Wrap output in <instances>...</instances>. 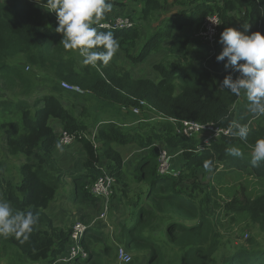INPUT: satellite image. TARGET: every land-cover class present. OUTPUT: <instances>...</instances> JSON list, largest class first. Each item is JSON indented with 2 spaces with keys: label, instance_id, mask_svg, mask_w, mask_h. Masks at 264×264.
Instances as JSON below:
<instances>
[{
  "label": "trees",
  "instance_id": "trees-1",
  "mask_svg": "<svg viewBox=\"0 0 264 264\" xmlns=\"http://www.w3.org/2000/svg\"><path fill=\"white\" fill-rule=\"evenodd\" d=\"M113 3L112 12L106 13L103 22L113 24V13L117 11L116 16L129 18L133 26L119 29L99 23L94 27L98 32H112L119 48L133 64L161 53V59L153 67L155 78L135 79L113 59L107 66L100 62L98 67L85 65L78 50H66L61 43L63 36L55 31L58 26L55 13L41 8L35 0L10 4L0 0V131L5 134L11 154L26 156L18 182L13 174L6 175L4 170L2 174L0 160V188L16 213L32 212L35 218L27 240L14 235L0 236V240L10 242L32 264H54L67 253L77 222L57 225L48 213L65 182L64 177L73 178L75 200L80 198L83 205L102 200L89 188L105 172L124 185L126 194L130 182L124 180L126 168L121 147L133 145L150 147L149 151L138 153L141 159L134 173V178L140 184L147 183L148 188L137 192L128 220L119 225L115 237L106 231V224L89 229L81 241L87 257H75L69 264H114L117 240L136 252L129 264H137L142 258L145 261L141 264H264V246L253 235L249 236L247 247L237 246L229 256L216 246L211 247L210 260L203 259L209 253L206 245L209 235H220L217 228L225 224L216 216L218 210H223L235 223L247 220L242 227H253L254 233L264 237V162L259 167L251 165L254 145L264 139V115L258 124H253L256 113L250 109L247 92L240 89L236 95L223 85L226 77L231 76L235 81L241 78V73L235 66L225 67L227 58L217 60L223 51L221 43L219 48H214L213 43H204L197 36L208 16L218 15L222 26L223 22L237 21L243 10L247 15L240 18L236 27L243 29L248 25L246 34L264 33V0H113ZM123 7L132 10L127 14L119 12ZM174 7L176 16L161 17L162 13L173 12ZM160 17L164 21L154 28ZM142 28L149 31L143 44L139 42ZM176 31H181L183 36H176ZM197 42L210 45L216 54L197 57V61L189 59L196 58L192 44ZM135 47L140 50L132 54L130 50ZM95 50L104 51L102 47ZM42 71L50 90L43 97H36ZM64 82L81 90L70 91L67 100L84 99L86 102L81 106L85 117L89 115L85 108L89 102H100L109 108L118 105L143 110L144 116L136 124L139 130L123 128L108 119L98 123L97 128L86 119L79 120L74 113L75 105L67 106L62 100ZM9 94L14 96L8 97ZM172 119L226 128L233 125L232 135H221L207 145L197 134L187 137L178 133L177 123ZM54 121H60L64 130L57 128ZM239 125L249 127L246 140L237 135ZM90 127L96 130L93 136ZM63 131L82 144L87 155L85 173H67L55 159L53 149ZM157 145L173 153L182 150L185 161L180 178L159 174ZM231 147H238L242 156L230 155L227 149ZM223 164L225 167L219 172ZM210 171L221 176L247 173L258 180L262 189L259 193H247L235 186L225 190L230 200L221 203L217 187L200 194L195 186L188 187L193 178ZM81 218L87 219L86 213ZM164 220L169 223L166 225ZM225 247L231 248V243Z\"/></svg>",
  "mask_w": 264,
  "mask_h": 264
},
{
  "label": "rangeland",
  "instance_id": "rangeland-1",
  "mask_svg": "<svg viewBox=\"0 0 264 264\" xmlns=\"http://www.w3.org/2000/svg\"><path fill=\"white\" fill-rule=\"evenodd\" d=\"M6 3L10 4L13 3L17 0H4ZM132 10V8L129 7H123L122 10H118L121 13L127 14ZM177 11V8H173V12L170 14L167 13H162L161 17L163 19H166L168 17H174L176 16L175 13ZM243 15H239V17L236 19L237 21L233 22L232 24H227L225 22L222 23L220 32L216 38V41L214 45H211L214 48H219L220 44V36L221 33L226 29L229 28L230 26H234V28H237L238 30L245 31L247 26H244L243 29H239L237 24L240 21V18L243 16L247 15V12L243 10ZM127 12V13H126ZM242 12V11H241ZM46 13H48L46 11ZM237 14L240 13V9L236 12ZM117 11L113 13V17L117 18L119 16H116ZM160 19L154 23V28L158 27L159 24H161L164 20ZM239 19V20H238ZM105 21V20H102ZM246 24V22H243V25ZM225 28V29H224ZM142 37L140 38L139 42L143 44L146 40H148V33L149 31L144 30L142 28ZM201 29V28H200ZM179 33V34H178ZM195 33V32H194ZM176 36L182 37V32L181 31H176L175 33ZM198 36V34H197ZM201 39V38H200ZM210 39V38H208ZM202 40V39H201ZM211 40V39H210ZM204 41V40H202ZM206 43V41H204ZM202 42H197L195 45L192 44L193 48L195 51L192 52L194 57H190L189 59H192L193 61H197V57H208L210 55H215L216 53L215 50L211 49L212 47L208 45L209 48L206 44ZM217 43V44H216ZM216 44V46H215ZM196 47V48H195ZM140 49L138 48H133L130 50V52L133 54L135 52L136 54L139 52ZM220 51V50H219ZM154 54L150 55L143 63L140 64H133L131 62V59L128 58V56L125 55L124 52L121 51L119 48L117 54L112 58L113 61L119 63L122 66V69L124 71L129 72L131 76L135 79H138L139 77L143 76L144 78H155L156 75L154 73V64L157 63L161 59V53L156 54V56H153ZM23 66L25 64H22ZM37 69V67H35ZM42 77V78H41ZM45 77V73L42 71L40 72V77L39 79V84L36 86L37 89L35 90L34 95L36 97H43L44 94L49 92L48 85L45 84V80L43 79ZM70 91L72 90L71 87H65V91H63V102L67 106H69V103H73L75 105L74 108V113L77 114L79 120H83L86 118L84 115H82L83 108L81 104L84 102V99L80 97H75L72 99L67 100ZM11 93V92H9ZM10 95V94H9ZM14 96V94H11L8 97ZM243 99L241 98V102L243 103ZM30 102L32 103L33 99H29ZM86 102V101H85ZM92 109L89 110V115L87 117L86 122H89L91 125L92 124H97L101 120H107L108 121H116L117 123L121 124L123 128L129 129V130H139L136 128L137 126L133 124L134 121L141 119L144 116L143 110H139L138 112H135L134 107L130 108H123V106H118V105H113V107L109 108L110 111L107 110L104 106L101 105L100 102H92L91 105ZM248 112L249 109H246ZM111 114V115H110ZM133 115L135 117H133ZM156 115H152L151 117H154ZM255 118L252 119L253 124H258L260 120L263 118V115H259L256 113L254 116ZM137 118V119H136ZM158 120V119H155ZM154 121V120H152ZM60 123V121H59ZM55 125V121H54ZM60 129L64 130L62 127L58 126ZM91 131V130H90ZM3 135L0 134V160L2 162V174L11 175L13 174V179L18 182L20 181V178L22 177L21 171H20V166L21 164L26 160V156L22 153L19 154H11L6 146L5 142V134L0 131ZM66 132V131H64ZM91 136H93L92 131L90 132ZM206 135L205 132H200V135H197L199 137H204ZM76 140H71V141H65L64 137L63 139H60V143L62 145L68 146L72 144ZM128 151H140V152H145L149 151V148H137L136 146L129 145L127 146ZM168 154L170 153L169 150H167ZM173 161L170 166L169 171H180L182 168L183 162L185 161L184 158L182 157V151H179L177 153L171 152ZM138 156V154H137ZM138 157L136 159L134 158L133 160H127V166L126 168V174L124 176V180H127L130 182L127 186L126 190L127 193H124V185L122 183H119L116 181L115 187L113 188V196L111 198H107L109 201H102L99 200V203H86L82 204L83 201L79 199L75 200V185L73 182V178L70 175H66L64 177L66 183V188H62L60 193L57 194L56 198L53 200V204L56 206H60L62 208L63 214L68 215L67 217V224L70 222H76L80 223L82 225H87L88 228L86 232L84 233V236L88 233L89 229L93 227H101L105 223L103 222V217L102 215L106 212V206L108 207L107 210V221H109V224L106 226V231L110 232L114 237L115 234L118 232L119 225L122 224V222H126L128 220L129 214L131 213L132 207L135 199H136V194L137 192H141L142 188H148L147 183H142L140 184L135 178H134V173L136 170V166L138 164ZM104 159L102 158V162ZM75 162H72V164ZM224 164L220 165L218 171L220 172L221 170L224 169ZM158 168H160V165L158 163ZM1 172V171H0ZM217 172V174L219 173ZM214 171L210 172H203L199 178H193L187 185L188 187L192 188V186H195V191L197 193H201L203 190L211 189V187H217L219 189V198L218 200L221 203H224V200H230L228 193L225 190H232L235 189L234 187L237 186L239 187L238 190H241L243 192L247 193H252V192H257L259 193L262 189V185L257 183V179L252 176L248 175L247 173H232L229 175H217ZM179 176V177H178ZM177 177L180 178V175ZM220 180V182H219ZM199 181V185H195ZM92 187V184H91ZM136 196V197H135ZM111 199V200H110ZM144 201V200H143ZM102 204V205H101ZM104 204V208H103ZM83 213H86L87 219H82L81 216ZM16 212L14 211L13 215H15ZM216 216L220 218L222 221L225 222L224 226L221 227L219 226L217 230H220L221 234L220 235H209L210 239H207L206 245L208 248L209 253L205 254L203 256V259L206 261L210 260V254L213 249L211 247H216L219 246V250L226 251L227 255L229 256L230 253L236 248L237 246L239 247H247V244L250 241L251 235H253L257 241H259L261 244L264 246V237L261 234L254 233V228H248V227H242V224L245 223L247 220L242 221L241 223H235L234 220H230V216H225L223 210H218L216 212ZM66 217V216H65ZM165 224L167 225L169 221L164 220ZM61 225V224H60ZM249 233V234H248ZM215 236V238H213ZM226 243H231V248H226L225 244ZM118 246H124L123 244L120 243V241L117 240L116 247ZM175 246V245H174ZM176 247V246H175ZM126 248V247H125ZM215 249V248H214ZM126 250L132 255L133 259L136 255L135 251H131L126 248ZM70 251H67L65 255L60 256L61 258L63 257H68L70 255ZM133 261V260H132ZM145 259L142 258L140 261L136 262L137 264L144 263ZM71 263V261H70ZM0 264H32L29 258H27L25 255H23L20 250H18L16 247L12 246L10 242L2 241L0 240ZM60 264H69L67 261H62ZM114 264H120L118 258L116 257L114 259ZM185 264V263H181Z\"/></svg>",
  "mask_w": 264,
  "mask_h": 264
},
{
  "label": "clouds",
  "instance_id": "clouds-1",
  "mask_svg": "<svg viewBox=\"0 0 264 264\" xmlns=\"http://www.w3.org/2000/svg\"><path fill=\"white\" fill-rule=\"evenodd\" d=\"M35 2L41 8L56 14L58 26L55 31L62 34L61 43L66 50H78L85 65L98 67L100 62L107 66L117 54L119 42L113 33L98 32L94 27L103 23L106 13L112 12L113 0H35ZM220 43L224 47L217 60L224 61L227 58L225 67L235 66L241 73V78L235 81L231 76L226 77L223 85L236 95H239L240 89H245L252 105L251 111L264 115V33L257 31L246 34L245 31L229 27L221 33ZM99 47L104 51L95 50ZM249 131L248 125H239L237 135L240 139L246 140ZM57 147L60 145L57 144ZM227 151L232 156H242L238 147H231ZM261 162H264V139L256 141L251 154L253 167H259ZM205 166L207 167V164ZM89 189L91 190V187ZM0 199V236L14 235L17 239L27 240L35 224L33 213L18 212L13 215L12 207L5 200L1 188ZM103 222L106 226L109 224V221Z\"/></svg>",
  "mask_w": 264,
  "mask_h": 264
},
{
  "label": "built area",
  "instance_id": "built-area-1",
  "mask_svg": "<svg viewBox=\"0 0 264 264\" xmlns=\"http://www.w3.org/2000/svg\"><path fill=\"white\" fill-rule=\"evenodd\" d=\"M103 27H114V28H129L133 26V22L127 18V17H117L114 19L113 24L109 22H103L101 24ZM221 29V21L219 19L218 15L214 16H208L205 20V23L203 27L201 28L200 32L198 33V36L208 42L215 43L216 38L220 32ZM210 38V39H208ZM64 87H71L72 90L81 91L78 87H75L69 83L64 82ZM138 109H135V112H138ZM173 122L177 123V132L180 134H183L187 137H192L194 135H200V132H205L206 135L204 138V143L209 145L213 142V139L219 138L221 135H228L231 136L232 132L231 129H233V125L230 127H221L216 126L213 123L209 124H199L196 121L191 120H183L180 122H177L175 119H172ZM65 141H73L74 138L72 135L68 134L67 132L63 131V136L61 139ZM159 148V156H158V162L160 165L159 172L162 175H173L178 176V171H172L170 172V166L172 164V161L174 158H172L171 151L167 147H163L161 145H157ZM167 150L170 151L168 154ZM182 151V150H180ZM179 152V151H178ZM116 182V178L109 174L108 172H105L103 176L99 177L92 185L91 192L98 197H102L106 201H109L107 198H111L113 194V188ZM1 200V199H0ZM107 210L108 207L106 206V212L102 215L103 221L107 222ZM88 226L82 225L80 223H75L73 227V231L71 234V240L69 242L68 251H70V255L68 257L58 258L57 261L54 264H60L62 261H71L73 258H83L87 257V252L83 249L81 245V241L84 237V233L86 232ZM117 258L120 262V264H129L132 262L133 257L132 255L126 250L124 246H119L117 250Z\"/></svg>",
  "mask_w": 264,
  "mask_h": 264
},
{
  "label": "crops",
  "instance_id": "crops-1",
  "mask_svg": "<svg viewBox=\"0 0 264 264\" xmlns=\"http://www.w3.org/2000/svg\"><path fill=\"white\" fill-rule=\"evenodd\" d=\"M230 27L234 28V26H230ZM222 46H223V44H222ZM242 90L247 92L245 89H242ZM242 95H243V93H242ZM242 95H241V98H243ZM82 104H85V102H83ZM91 105H92V102H89V104L85 105V108L86 109L88 108L89 110H91L92 109ZM102 106H104L105 108H107L108 111H110L108 106H106V105H102ZM135 116L133 115V117H135ZM85 119L87 120V117ZM102 121L103 120L99 121L98 123H100V122L102 123ZM138 122H140V119L134 121L133 124L136 125V123H138ZM87 123H89V122H87ZM98 123L94 124L96 126V128L98 126ZM60 125L61 124L58 121H55V126L57 128H59L58 126H60ZM90 130L93 133L96 131L92 127H90ZM57 144H59L60 147L58 148L56 145L53 149V151H54L53 154L55 156V159L57 160L59 165L65 170V172H67V173H85L84 161L86 160L87 155H86V152H85L82 144L77 139H76V141H74L72 144H70L68 146L62 145L60 142H58ZM127 146H129V145H127ZM127 146L121 147L123 157H124L125 166H127V160H133L134 158L136 159V157H138V159H141V156H139V155L136 156L138 153H140V151H128ZM95 147H97V144H95ZM75 161H76V164L75 163L72 164V162H75ZM99 164L104 165L101 161ZM62 188H66V183L65 184L63 183V185H61V189ZM61 189L59 190V193H60ZM102 201H103V199H102ZM12 210L14 213L15 210L13 208H12ZM48 213L54 219V221L57 225H60V224L62 225L63 223H65L67 221L68 215L63 214L62 208L60 206L54 205L53 203L50 205V207L48 209Z\"/></svg>",
  "mask_w": 264,
  "mask_h": 264
}]
</instances>
